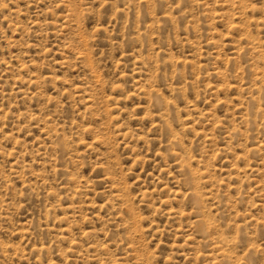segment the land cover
Listing matches in <instances>:
<instances>
[{"label":"rangeland","instance_id":"374dc122","mask_svg":"<svg viewBox=\"0 0 264 264\" xmlns=\"http://www.w3.org/2000/svg\"><path fill=\"white\" fill-rule=\"evenodd\" d=\"M0 264H264V0H0Z\"/></svg>","mask_w":264,"mask_h":264}]
</instances>
